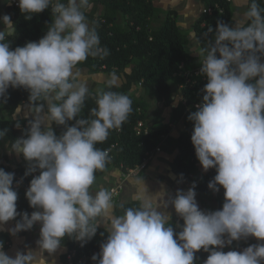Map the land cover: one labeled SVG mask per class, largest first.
Masks as SVG:
<instances>
[{
	"label": "clouds",
	"instance_id": "obj_1",
	"mask_svg": "<svg viewBox=\"0 0 264 264\" xmlns=\"http://www.w3.org/2000/svg\"><path fill=\"white\" fill-rule=\"evenodd\" d=\"M17 3L25 19L49 7L53 19L38 42L13 50L6 37L15 26L10 15L0 16L5 25L0 30V98L6 100L10 86L30 93L28 127L9 150L29 162L25 176L40 170L25 192L36 209L29 215L17 211L14 173L0 168V230L10 220L16 221L7 229L12 236L37 223L41 227L37 248L17 251L14 258L0 241V264H56L54 257H47L62 247L65 236L84 246L102 221L110 227L100 252L91 257L97 264H196L201 249L209 253L203 264H264V243L223 251L249 236L264 241V8L257 0L235 27L218 21L215 31L208 28L214 39L198 54L203 56L200 74L207 83L197 110L187 117L193 122L191 142L203 170H216L208 187L214 193L219 186L225 190L222 208L201 210L195 181L165 199L163 185L155 195H147L141 177L133 197L138 206L125 208L119 216L112 214L111 191L101 187L93 194L90 189L96 172L111 159L110 150L96 145L107 140L110 130L122 127L132 112V100L111 90L119 87L113 73L105 82L107 90L95 91L96 107L87 117L82 115L93 93L87 78L74 69L88 57L110 54L88 23L91 0ZM53 124L64 127L62 134L55 133ZM6 132L0 130V139ZM169 205L183 220L178 232L166 211Z\"/></svg>",
	"mask_w": 264,
	"mask_h": 264
},
{
	"label": "trees",
	"instance_id": "obj_2",
	"mask_svg": "<svg viewBox=\"0 0 264 264\" xmlns=\"http://www.w3.org/2000/svg\"><path fill=\"white\" fill-rule=\"evenodd\" d=\"M196 1L204 5V11L188 28H185L180 24V13L174 9L167 10L165 16L161 18L157 13L155 0H91L93 7L86 12L87 19L91 27L95 28L101 46L106 47L110 54L103 59L88 57L77 66L88 68L92 74L114 73L123 78V83L111 90L124 93L132 100V112L122 127L119 130H110L107 140L96 145L100 149L110 150L111 157L106 168L96 172V177L105 176L115 168L127 173L143 165L152 154L160 151L175 154L173 160L169 162L172 172L181 179L190 180L191 184L195 181L197 194L213 193L208 184L216 175V170L212 168L206 172L200 171L201 164L191 142L193 122L187 118L191 112L197 110L195 103L202 101L204 94L202 89L207 79L195 76L187 82L184 73L198 67L203 58L191 52L189 48L191 34H195L201 53L207 48L208 41L214 39V33H209L208 28L211 27L215 31L218 21L233 27L234 10L232 0ZM251 2L252 0L248 1V7ZM257 3L264 8V0H257ZM12 15L15 30L13 27L12 35L6 37V41L10 42V48L13 50L30 41L38 42L46 34L53 19L51 7L32 14L31 19H25V14L20 12L18 5L13 4ZM159 17L160 24L154 25L153 22ZM174 84L182 90L181 99L176 107H173ZM103 89L107 90L106 84ZM139 89L154 96L164 107L174 108L168 121L161 117L150 118V104L139 94ZM90 91L93 95L85 101L82 111L84 117L89 115L91 108L96 107L94 98L96 90L90 87ZM29 95V90L22 86L16 88L10 86L7 89L6 100L0 98L2 108L12 115L10 118H0V130L7 129L5 137L10 147L11 142L24 135L28 127V119L31 117L13 115L23 103H30ZM140 121L143 122V126L138 132L137 126ZM74 122L70 121L69 124ZM178 123H183L184 130L174 135L172 124ZM17 124L20 127H17ZM53 129L58 136L64 131L63 126L55 124ZM28 166L29 162L15 167L0 164V168L6 172L14 173L13 188L18 193L17 211L30 215L36 209L29 205L25 196L26 184L30 185L34 174L39 175L40 170L25 176ZM19 178L23 185L15 187ZM136 206H138L136 200L124 204L118 202L115 204L114 214L122 215L125 208ZM171 224L178 232L181 229L177 225H182L183 220L172 219ZM108 235L109 231L106 228L98 226L96 235L84 246H81L80 241L65 236L63 241L67 244L68 250L75 247L77 249L73 264H97L91 257L100 252L101 245ZM0 241L3 242V250L12 244L9 234L3 231H0ZM76 242L79 243V247ZM208 255L209 253L201 249L196 253L198 258L196 264H203ZM62 261L67 264V254L62 256Z\"/></svg>",
	"mask_w": 264,
	"mask_h": 264
},
{
	"label": "crops",
	"instance_id": "obj_3",
	"mask_svg": "<svg viewBox=\"0 0 264 264\" xmlns=\"http://www.w3.org/2000/svg\"><path fill=\"white\" fill-rule=\"evenodd\" d=\"M158 3L155 0L156 6H160V10L166 12L169 9H174L180 13L181 21L180 24L188 28L190 23L197 19L202 12L204 11V5L196 0H157ZM248 1L249 0H232V7L234 10V17H233V27L236 26L237 20L241 19L244 15V13L248 9ZM236 2V5H235ZM169 4V5H168ZM12 7H13V0H11V3H8L7 0H0V16H3L4 14L10 15V18L12 20L13 15H12ZM159 12V10H158ZM157 12V13H158ZM160 15V14H159ZM162 18V16L160 15ZM5 28V25L0 22V30H3ZM10 31L13 30V28L9 29ZM191 43L189 45V48L191 52L194 55H198L199 49H200V44L198 40L195 38V34L192 33L191 36ZM264 60V58H262ZM88 70V68H87ZM89 71V70H88ZM95 74H103V73H95ZM102 77V76H98ZM89 79H92V77H88ZM105 77L103 76L101 80H95L93 79L91 81L92 84L94 85V89H103L105 83ZM123 83V78L119 81V84ZM89 85V88L92 87L93 85ZM29 104L30 103H23L21 106H19L15 113L14 117H21L24 116L26 117L29 114ZM170 112H173V108L169 107ZM46 110V109H45ZM12 115H9L8 117L5 118H10ZM30 117V116H29ZM181 123H178L177 128L180 129ZM183 124V123H182ZM175 127V126H174ZM173 127V130H174ZM184 128L180 129V132H182ZM179 132V133H180ZM179 133L174 135H178ZM5 148L3 152L0 153V164L5 163L9 164L13 167L17 166L18 164H25L28 163L22 154H17L15 152H10V146H9V141L6 140V143L4 144ZM153 156L154 159L152 162L146 164L144 168L139 169L136 173L131 174V175H126V173L122 172L120 169L118 170L120 172V175H115V173L109 174V172L105 175L102 176L104 178L100 182H95L90 191L95 194V192L103 187L111 191L112 193H115L116 195L113 196V206L115 207L116 203H127L128 201L135 200L133 197L137 193V184L136 182L142 177L144 184L147 187V195L152 196L155 195L157 192L161 190V186L166 189L167 195L165 196V199H167L168 196H174L175 192L177 191L178 188L182 190H187L192 184L187 181V179H181L177 177L171 170L170 167V161L173 160L175 154H166L163 152H158L154 154ZM152 156V157H153ZM142 172V175L140 177L137 176L138 173ZM111 179H115L114 183H111ZM121 181V182H120ZM199 196V195H198ZM117 200V202H115ZM114 207L112 210V214H114ZM201 210H203L202 207H200ZM158 211L163 210L158 208ZM167 212L171 213L172 219L174 220H180V218L176 213L174 208L169 205V207L166 209ZM17 220L20 219L19 216L16 218ZM16 221L15 220H10L4 225V230L5 233H8L9 236L11 237L12 244L11 246L3 250L5 253L6 251L11 250L14 248L17 244L18 247L21 248V252H26L28 248L35 249L37 248L36 241L39 239V233H40V224L37 223L33 226L32 229L27 230V231H21L19 232L16 236H12L7 229L14 227ZM100 227H104L107 230L109 229L110 225L108 224L107 221H102L99 225ZM245 238V242L237 241L236 245H226L223 249V251L227 252L229 250H236V251H241L243 248L252 245L251 239ZM247 241V242H246ZM240 242V243H239ZM68 251L67 244L62 241V247L54 253L52 256H48L47 258L49 260L55 258L56 264H64L62 261V256L66 254ZM47 256V253H45ZM14 258V257H13Z\"/></svg>",
	"mask_w": 264,
	"mask_h": 264
},
{
	"label": "rangeland",
	"instance_id": "obj_4",
	"mask_svg": "<svg viewBox=\"0 0 264 264\" xmlns=\"http://www.w3.org/2000/svg\"><path fill=\"white\" fill-rule=\"evenodd\" d=\"M156 2L158 3V1L156 0ZM159 4V3H158ZM169 5V4H168ZM235 5H236V2H235ZM160 6H158L157 8V12L158 14H160L162 17L165 16V12L160 10ZM161 22V18H157L153 23L154 25H159ZM89 23V21H88ZM90 25V23H89ZM91 27V25H90ZM80 71L88 80V86L91 85V81L93 79L95 80H101L102 77L104 76L105 77V80H107L110 75L109 74H92L90 73L86 67H81V66H77L76 69H74V71ZM92 77V79H89L88 77ZM98 76H102V77H98ZM119 77V76H118ZM122 78L119 77V81L121 80ZM94 87L95 84H92ZM175 86V92L173 94V97H174V106L173 107H176L181 99V96H182V90H181V87H178L174 84ZM139 94L144 96L147 101L149 102L150 104V109H149V115H150V118H155V117H158V118H163L165 121H168L172 115V113L170 112V109L167 108V107H164L162 104L158 103L155 99L154 96H152L151 94H148V93H145L143 91V89H139ZM174 109V108H173ZM9 115H11L7 110L3 109L2 106L0 105V118H5V117H8ZM173 127H174V130L173 132L175 134L179 133L180 132V129L181 128H184V125L181 123V127H179L180 129L177 128V125L176 124H172ZM53 127H54V124H53ZM6 137L4 136V138L0 139V153L3 152L5 146L4 144L6 143ZM155 156L151 157L149 160H148V163L152 162V160L154 159ZM119 169L115 168V169H112L111 171H109V174L111 173H115V175H120V172L118 171ZM201 172H205L202 168V165H201V169H200ZM196 174V173H195ZM142 175V172L138 173L137 176L140 177ZM104 178L102 177H96V182H100L102 181ZM105 180V179H104ZM103 180V181H104ZM114 180L115 179H111V183H114ZM183 180V179H182ZM188 182L191 183L190 180L187 179ZM121 182V181H120ZM220 190L218 192H213L209 195H203V194H197L196 195V200H197V203H198V206L199 208L202 207L203 210L205 211H214V210H218V209H221L222 208V205H223V202H224V189L222 186L219 187ZM180 189V188H178ZM199 195V196H198ZM117 202V200L115 201ZM252 241L251 243L253 244H256V243H264V241H257V239L255 237H252V236H249ZM246 239H241L239 241L241 242H245ZM236 242L237 241H233L232 242V246L233 245H236ZM247 242V241H246ZM240 243V242H239ZM17 251H21V248L17 246L12 248L11 250L9 251H6V254L9 255L10 257H15V254Z\"/></svg>",
	"mask_w": 264,
	"mask_h": 264
},
{
	"label": "built area",
	"instance_id": "obj_5",
	"mask_svg": "<svg viewBox=\"0 0 264 264\" xmlns=\"http://www.w3.org/2000/svg\"><path fill=\"white\" fill-rule=\"evenodd\" d=\"M13 4H15V5H18V3H17V0H13ZM211 10V9H210ZM203 59V58H202ZM202 61V60H201ZM200 68H201V64L198 66V67H196V68H194V69H191V70H187L185 73H184V76H186L187 77V82H189L190 80H191V78L192 77H195V76H200V77H202V78H206L204 75H202V74H200ZM197 104H199V103H195V106L197 105ZM142 126H143V122L142 121H140L139 123H138V126H137V130H138V132H140L141 131V128H142ZM172 127H173V125H172ZM154 154H152L151 156H150V158L153 156ZM149 158V159H150ZM148 159V160H149ZM148 160H146L145 162H144V164L143 165H139V166H137V167H135V168H133V169H131V170H129L127 173H126V175H131V174H134V173H136L139 169H141V168H144L145 166H146V164H147V162H148ZM37 174L35 173L34 174V176H36ZM33 176V177H34ZM20 183L19 184H15L14 186L15 187H21L22 185H23V181L19 178V180H18ZM29 187V184H26V189ZM116 194L115 193H113V196H115ZM76 245H78L77 247H79V243H77L76 242ZM76 251H77V249H76V247L75 248H72V249H70V250H68L67 252H66V254H67V264H73V262H74V258H75V256H76Z\"/></svg>",
	"mask_w": 264,
	"mask_h": 264
}]
</instances>
